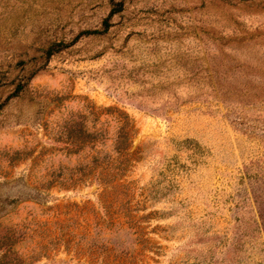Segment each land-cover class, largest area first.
Returning <instances> with one entry per match:
<instances>
[{
	"label": "rangeland",
	"instance_id": "374dc122",
	"mask_svg": "<svg viewBox=\"0 0 264 264\" xmlns=\"http://www.w3.org/2000/svg\"><path fill=\"white\" fill-rule=\"evenodd\" d=\"M0 104V264H264V0H0Z\"/></svg>",
	"mask_w": 264,
	"mask_h": 264
},
{
	"label": "trees",
	"instance_id": "16d2710c",
	"mask_svg": "<svg viewBox=\"0 0 264 264\" xmlns=\"http://www.w3.org/2000/svg\"><path fill=\"white\" fill-rule=\"evenodd\" d=\"M2 107V104H0V109ZM125 118H127L126 121L122 124L120 127V130H118L117 137H116V151L119 154L126 155L129 145H130V138H131V123L129 120L128 114L125 113ZM127 166V165H126ZM122 167V166H121ZM125 166L122 167V170H125Z\"/></svg>",
	"mask_w": 264,
	"mask_h": 264
}]
</instances>
